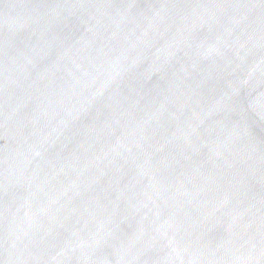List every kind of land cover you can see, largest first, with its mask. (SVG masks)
Listing matches in <instances>:
<instances>
[{"label":"water","instance_id":"obj_1","mask_svg":"<svg viewBox=\"0 0 264 264\" xmlns=\"http://www.w3.org/2000/svg\"><path fill=\"white\" fill-rule=\"evenodd\" d=\"M0 264H264V0H0Z\"/></svg>","mask_w":264,"mask_h":264}]
</instances>
